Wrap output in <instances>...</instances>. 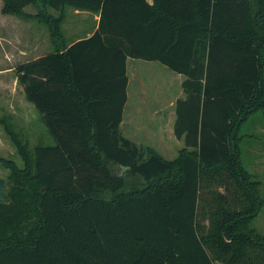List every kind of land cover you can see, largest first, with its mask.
<instances>
[{
    "label": "trees",
    "instance_id": "trees-1",
    "mask_svg": "<svg viewBox=\"0 0 264 264\" xmlns=\"http://www.w3.org/2000/svg\"><path fill=\"white\" fill-rule=\"evenodd\" d=\"M2 1L22 18L34 6L57 43L67 8L99 21L15 69L53 143L29 150L0 117L22 161L0 157V264H264L251 226L262 200L237 135L264 108V0ZM128 58L184 77L175 160L121 132ZM114 167L142 185L125 191Z\"/></svg>",
    "mask_w": 264,
    "mask_h": 264
},
{
    "label": "rangeland",
    "instance_id": "rangeland-1",
    "mask_svg": "<svg viewBox=\"0 0 264 264\" xmlns=\"http://www.w3.org/2000/svg\"><path fill=\"white\" fill-rule=\"evenodd\" d=\"M2 9L3 1L0 0V117H8L14 131L29 150H32L39 140H43L45 144L53 142L47 136L43 123L38 121L39 114L34 106L26 101L33 111L31 119L33 131L29 132L30 111L19 89L20 85L16 83L15 69L29 59L27 46L34 41L35 35L46 38L51 44L49 30L45 24L33 18L37 9L32 5L24 9L25 13L31 15L29 18L5 14ZM50 12L55 14L53 11ZM64 19L62 28L67 40L85 35L86 29L95 24L94 13L75 12L71 8L66 9ZM50 46L51 50L53 46ZM132 61L137 64L132 63L130 66V106L124 124V131L129 130L127 138L139 146H152L160 155L175 160L179 151L184 148L183 141L177 139L173 140L172 146L166 145L165 142L172 139L169 127L166 121L158 122L153 116L158 113V117H162L161 113L167 109L165 105L185 96L181 87L184 77L156 61L136 59ZM15 85L18 91L8 98L10 88ZM151 115L154 120H147L146 118ZM237 135L241 137L238 140V147L242 163L250 172L252 180L257 182L256 189L262 200L251 226L264 237V108L249 113ZM0 157L12 159L19 166L22 165L18 152L2 125H0ZM114 169L119 174L123 172L126 181L125 191L142 185L141 178L130 176L123 169L118 170L116 167ZM8 175L9 171L0 164V176L7 180ZM7 184L8 182L5 184L6 188Z\"/></svg>",
    "mask_w": 264,
    "mask_h": 264
},
{
    "label": "crops",
    "instance_id": "crops-1",
    "mask_svg": "<svg viewBox=\"0 0 264 264\" xmlns=\"http://www.w3.org/2000/svg\"><path fill=\"white\" fill-rule=\"evenodd\" d=\"M151 2V0H149ZM75 12H79L78 10H75ZM87 12V11H86ZM90 13V12H89ZM65 20V19H64ZM63 20V22H64ZM98 21H99V16L97 14H95V24L94 25H91V27L89 29H86L87 33L83 36H79V37H76V38H73V40H67V38L65 37L64 35V32H63V28H62V25H63V22H62V25H61V30H62V39L60 40V42H54L52 41L50 35V40H51V44H49V42L47 41L46 38H43L42 36H37L35 35L34 36V41H32L28 46H27V52H28V56H29V59L27 61H32V60H36L40 57H43L47 54H50V53H53L55 52L57 49H60V52H63L64 49H66V47H68L69 45H71L72 43L80 40V39H84L86 37H89L94 31L95 29L97 28V24H98ZM53 46V48L50 50L51 46ZM65 47V48H64ZM20 52H24V50H20ZM132 60H135V59H131V58H128L127 59V75H128V86H127V102H126V105H125V109H124V112H123V119H122V122H121V132L122 134L127 138L128 137V131L125 132L124 131V124L126 122V117H127V112H128V109H129V106H130V66L132 65V63H136ZM137 64V63H136ZM141 64V63H140ZM16 83H17V80H16ZM23 97H24V100L25 102L28 101L26 100L25 98V95H24V92H23V88L20 86L19 87ZM10 95H8V98L13 94L14 95V92L16 93L18 91L16 85L13 87L10 88ZM178 99V98H177ZM177 99H174L172 102H170L169 104L165 105L164 107H167L166 111L164 113H161L162 114V117H158L159 114L158 113H155L156 115L153 116L155 117L154 119L157 120L158 122L161 120V122L163 123L164 121H166V125L169 127V131L171 132V135H172V139L171 140H168L165 142L166 145H169V146H172L173 144V140H177V138L175 137L174 135V122H175V119H176V113H175V109H174V105H175V102ZM29 103H31L33 106L34 104L30 101H28ZM27 104V107L30 111L29 113V132L31 133L33 131L32 129V116H33V111L31 109V107L28 105V103L26 102ZM35 108V106H34ZM35 110L37 111V109L35 108ZM37 113L39 114V112L37 111ZM153 115V114H152ZM149 116L148 118H146L147 120H154L153 117ZM150 117H152L150 119ZM38 118V117H37ZM41 121V117H40V114H39V118H38V121ZM42 123V121H41ZM44 125V124H43ZM46 128V127H45ZM47 130V128H46ZM147 131H145L146 133ZM48 133V131H47ZM148 133V132H147ZM31 136V134H30ZM48 137L51 138V136L47 135ZM46 134H45V137L47 138ZM52 139V138H51ZM179 141V139H178ZM53 142V141H52ZM38 143H41V144H44L46 145L43 140H39ZM37 143V144H38ZM36 145V144H35ZM34 145V146H35ZM49 145V144H47ZM148 146V145H147ZM149 147H152V146H149ZM153 148V147H152ZM155 149V148H154ZM164 149V148H163ZM165 151V150H164ZM166 152V151H165ZM170 154V153H169ZM162 157H164L163 155H161ZM165 158V157H164ZM167 159V158H165ZM170 160V159H168Z\"/></svg>",
    "mask_w": 264,
    "mask_h": 264
},
{
    "label": "water",
    "instance_id": "water-1",
    "mask_svg": "<svg viewBox=\"0 0 264 264\" xmlns=\"http://www.w3.org/2000/svg\"><path fill=\"white\" fill-rule=\"evenodd\" d=\"M6 179L0 176V200H5L6 190H5Z\"/></svg>",
    "mask_w": 264,
    "mask_h": 264
}]
</instances>
